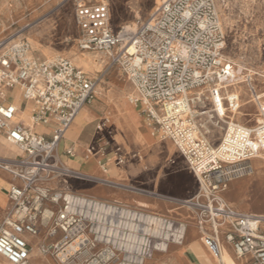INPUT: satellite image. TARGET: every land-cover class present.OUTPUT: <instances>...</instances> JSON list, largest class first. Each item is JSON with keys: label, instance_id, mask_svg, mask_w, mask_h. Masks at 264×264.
I'll use <instances>...</instances> for the list:
<instances>
[{"label": "built area", "instance_id": "2783aa9c", "mask_svg": "<svg viewBox=\"0 0 264 264\" xmlns=\"http://www.w3.org/2000/svg\"><path fill=\"white\" fill-rule=\"evenodd\" d=\"M69 1L79 48L104 53L109 68L122 69L138 92L131 102L155 134L177 146L199 192L181 200L133 184L99 181L65 166L59 145L95 98L101 76L91 78L66 58L32 60L29 43L22 39L0 54V135L24 153L0 160V169L19 182L10 186V205L0 220V257L10 264H31V240L36 239L40 254L56 264H146L155 254L183 244L187 226L178 218L53 187L75 179L175 204L195 218L214 258L221 262L224 240L241 264H264V217L244 213L224 197L240 175L237 166L246 170L252 161L264 159V102L249 81L261 122H245L241 94L228 90L233 71L224 59L225 35L214 0H165L136 33L112 29L107 0ZM14 89L34 105V125H54L51 138L17 123L18 109L7 102ZM197 115L205 118V126L195 122ZM209 124L223 131L216 147ZM87 154H97L105 172L110 163L121 166L139 158L107 137Z\"/></svg>", "mask_w": 264, "mask_h": 264}, {"label": "rangeland", "instance_id": "374dc122", "mask_svg": "<svg viewBox=\"0 0 264 264\" xmlns=\"http://www.w3.org/2000/svg\"><path fill=\"white\" fill-rule=\"evenodd\" d=\"M68 1L0 0V54L4 53L12 44L25 39L30 45L29 56L30 58L32 57V60L52 62V60L54 61L57 58H66L75 67L86 72L91 78L96 79L101 76L97 93L106 94V100L112 102V105H114L118 112V116L121 118L114 122L110 117L108 118L110 121L108 126H111L112 130L116 127L117 136H115V139L120 144L122 143L121 140H124L128 145H132L133 143L125 136V129L129 131L130 127L135 123L136 125L140 124L147 130L149 141L151 142L152 133L154 132L153 128H149L143 122L139 116L141 112L140 107L135 106L131 102V100L138 98L135 86L119 66L109 68L110 60L106 54L84 52L79 48L80 36L75 22L74 5L71 1L67 3ZM164 1L107 0L110 10V25L115 32L122 29L126 30L128 26H132L134 31L136 29L138 31L142 24L156 12ZM214 2L225 35L226 48L223 54L224 59L232 71L240 73L238 66H241L244 73L239 78V82L244 81L242 84H239L240 87L232 83L233 87L228 90L237 91L241 94V111L247 115L246 118L243 116L244 121L250 122L249 124L252 123L251 125L254 126L256 121L261 122V120L258 107L250 93L249 81L257 95L261 97V102H264V0H214ZM44 28H47V33L44 34V37L39 38V45L34 49L30 43V39L34 33L42 31ZM45 50H48L50 55L45 54ZM48 57H50V61ZM79 58H92L100 62L99 65L93 68H85L78 65ZM112 83L116 86H113ZM19 95L20 93H18L17 89L12 90L9 101L16 102V98ZM205 101V104H209L210 102L206 91ZM135 108L139 112H135ZM198 112L200 113L201 110H198ZM204 120V117L197 115L195 122L198 125L205 126ZM209 127L215 136L211 143L216 147L223 131L211 124H209ZM113 135H115L114 132ZM121 145L127 151L143 150ZM133 145L145 146L143 138L139 135L137 144ZM9 147L13 150L17 149L13 146ZM168 147L175 149V145L170 142H168ZM143 151L145 155H148L147 150L144 149ZM158 152L160 166L164 165L165 159L177 157L176 154H171L168 151L165 144L160 145ZM61 154H63V151H61ZM20 155L23 156V153L20 152ZM178 162L181 167H185L182 159H179ZM160 166L158 167L160 168ZM249 167L250 171L238 173L240 175H237L229 183L226 198L236 208L240 205L243 211L264 217V163L252 161ZM0 172L4 173L5 171L1 170ZM157 173L158 169L154 172L143 173L139 178L145 179L148 175L156 177ZM4 174L9 176L7 172ZM160 175L164 176L163 171H161ZM161 178H155V184L160 183L162 187H165L171 193L176 194L179 190L184 193L197 187L194 175L190 174L185 168L178 173ZM88 192L97 196H100V194L108 195L110 193L107 189H92L88 190ZM0 198L6 200L5 205L7 207V197L0 196ZM262 233H264V226L262 227ZM227 248L229 251L223 247L225 253H227L225 257L226 263L235 264L238 262L235 254L231 251L228 244ZM34 251L37 252L36 249ZM156 255V257L159 256V254ZM218 262L220 261L218 260Z\"/></svg>", "mask_w": 264, "mask_h": 264}, {"label": "crops", "instance_id": "0c3cea01", "mask_svg": "<svg viewBox=\"0 0 264 264\" xmlns=\"http://www.w3.org/2000/svg\"><path fill=\"white\" fill-rule=\"evenodd\" d=\"M112 85L116 86L114 83H112ZM18 93L20 92L18 91ZM7 94V102L9 104L15 105L18 109L16 117H18L19 119L16 118L17 123L31 129L35 134L45 136L46 138H51L54 125L43 126L34 125L32 123L31 118L35 110L34 105L32 103H25V101L22 99L21 94L18 98H16V102L9 101L11 91H9ZM106 99V94L103 95L102 93L96 92L95 98L79 113L73 125L68 130L67 134L59 145L58 157L60 161L71 170L86 176L94 177L99 181H108L115 184H133L147 191L181 200L190 199L196 196L199 192V182L195 175L190 171L187 161L181 155L178 148L175 146V150L174 148L172 149L168 147V142L174 144L170 139H163L153 132L152 141L143 147L133 144L128 145V143H126L124 140H121V144H123V146L128 148L135 147L143 150L145 149L147 150L148 155H145L143 150L127 151L125 150L126 148L124 149L122 147L117 139H115V136H117L116 127H114V129L112 130V127L108 126V123L110 122L108 120L109 117L113 122L121 118L118 116V112L115 109L114 105H112V102H108V100ZM136 111L139 112V110L135 108V112ZM139 116L143 120V122L147 124L149 128H151L144 119L141 112L139 113ZM23 118L29 119L32 124L27 125ZM143 122H141V124L146 127ZM143 129V126H141L140 124L136 125L135 123L134 125H132V127H130V130L134 131L138 136L140 135L141 138H143ZM125 130L127 134L128 130ZM113 132L115 135H113ZM105 137L110 138L114 142V145L121 147L125 154H138L139 158L131 159L127 161L126 164L121 166H117L115 162L110 163L108 165L107 171L105 172L101 166V162L97 154L91 157H87L89 148L96 145L99 139ZM164 144L167 145L168 151L171 154H176L177 157L165 159L164 165L160 166L161 164L158 151L160 149V145ZM9 146L11 145H8L6 138L0 135V158L22 157L21 155H18L19 151L17 149L13 150ZM68 150L73 151V156L66 155ZM61 151H63V154H61ZM179 159H182V161L184 162L185 170L194 175L197 187L196 189L194 188L184 193L179 190V192L175 194L171 193L165 187H162L160 183L155 184V178L160 179L161 177L163 178L164 176H169L183 170L184 168L181 167L178 162ZM254 161H260L264 163V159H256ZM158 166H160V168ZM157 169L158 173L156 177L148 175L147 177H145V179L139 178L143 173L154 172ZM161 171H163L164 176L160 175ZM4 173L0 172V196L7 197L8 199V190L10 186L13 184H19V182L15 180L10 174H8L9 176H7ZM99 181L89 182L75 179L67 181L61 180L58 182H54L53 187L56 189H69L75 193L91 196L100 200L115 201L132 206H143L152 212L169 215L183 221L187 226L186 237L183 244L180 246H171L166 254L157 253L159 254L158 257H156L157 255L155 254L154 258L148 261L146 264H220V262H218V260L214 258V256L203 243L202 232L198 228L195 218L187 210L178 207L175 204H171L166 200L126 192L124 190L101 183ZM92 189H107L110 191V193L108 195L100 194V196H97L88 192V190ZM226 194L227 193L224 194L226 201L233 206V204L227 200ZM9 205L10 203L8 199L7 207L5 209L0 206V220L5 217ZM236 209L244 213L251 214L249 212L243 211L240 205H238ZM31 241L33 243V250L31 255H33V253L35 254L33 256V260L30 261L31 264H56L51 258L45 257L40 254L37 245L38 240L34 239ZM223 247L229 251V249L227 248V244L224 243V240ZM35 248H37V253L34 251ZM230 249L231 251H233L231 247ZM0 259L3 258L0 257ZM236 264L241 263L236 262Z\"/></svg>", "mask_w": 264, "mask_h": 264}, {"label": "bare ground", "instance_id": "6f19581e", "mask_svg": "<svg viewBox=\"0 0 264 264\" xmlns=\"http://www.w3.org/2000/svg\"><path fill=\"white\" fill-rule=\"evenodd\" d=\"M70 1H68L67 3H69ZM67 17V16H66ZM69 21V20H68ZM43 22V21H42ZM40 24V23H39ZM73 29V28H72ZM126 30L128 31V32H131V33H136L137 32V29L134 31V28L132 27V26H128L127 28H126ZM45 33H47V28H44V30H42V31H37L36 33H34V35L31 37V39H30V43H31V45L33 46V48L35 49L38 45H39V38L40 37H44V34ZM22 36V35H21ZM20 36V37H21ZM18 43V42H17ZM17 43H14V44H17ZM13 45V44H12ZM30 46V45H29ZM10 47V46H9ZM30 50H31V48H30ZM30 50H29V53H28V57L30 58ZM131 53H133V51L131 50L130 51ZM45 54H49L50 55V52L48 51V50H45V52H44ZM46 56H48V55H46ZM32 58V57H31ZM30 58V59H31ZM34 58V57H33ZM48 59H49V61H50V57H48ZM53 61V60H52ZM99 60H97V59H92V58H79V60H78V65H81V66H83V67H85V68H93V67H95V66H97V65H99ZM103 63V62H102ZM238 68H239V71H240V73H237L236 71H233V80H231L230 82H228L227 83V85H230L231 83H233L234 85H237V86H239V84H242L243 82H239V78H241L242 77V70H243V68L241 67V66H238ZM245 69V68H244ZM249 72V71H248ZM244 74V73H243ZM231 75H232V73H231ZM250 75V74H249ZM246 77H247V75H246ZM249 77V76H248ZM243 78H245V77H243ZM250 79V78H249ZM249 81V80H248ZM240 87V86H239ZM246 87V86H245ZM123 88V87H122ZM242 88V87H241ZM235 90V89H234ZM119 91V90H118ZM119 93V92H118ZM249 95V94H248ZM263 96V95H262ZM243 103V102H242ZM247 103V102H246ZM16 118H18V117H16ZM19 119V118H18ZM24 119V121H25V123L27 124V125H31L32 123H31V121L29 120V119H25V118H23ZM132 127V126H131ZM134 128V127H133ZM144 130V133H143V140H144V144L145 145H147V144H149V134H148V132H147V130L144 128L143 129ZM125 136H126V138L131 142V143H133V144H137V138H138V135L134 132V131H132V130H130L129 129V131H128V133L126 134L125 133ZM6 141L8 142V145H11V146H13V147H15V148H17L18 149V151H20V152H22L23 153V150L19 147V146H17V145H15V144H13L12 142H10V141H8L7 139H6ZM175 145V144H174ZM176 146V145H175ZM177 147V146H176ZM9 151V150H8ZM20 152L18 153V155H20ZM13 154V153H12ZM23 155H24V153H23ZM18 157H16V158H0V160H16ZM237 168V171H238V173H243V172H248V171H250V169H242V167L241 166H237L236 167ZM136 174V173H135ZM134 174V175H135ZM6 200H3V199H1L0 198V206L3 208V209H5L6 208ZM194 244V243H193ZM222 248H223V246H222ZM36 249V251H37V248H35ZM37 253V252H36ZM32 254V253H31ZM35 254L33 253V255H31L30 256V261H32L33 260V256H34ZM41 256V255H40ZM227 256V253H225V251H224V249L222 250V256H221V264H227L226 263V257ZM0 264H10L7 260H5V259H0ZM236 264V263H235Z\"/></svg>", "mask_w": 264, "mask_h": 264}]
</instances>
